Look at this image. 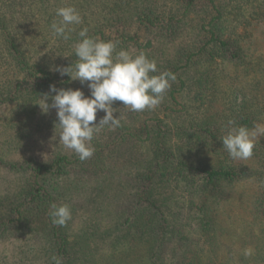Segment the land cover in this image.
I'll return each instance as SVG.
<instances>
[{
    "label": "trees",
    "instance_id": "16d2710c",
    "mask_svg": "<svg viewBox=\"0 0 264 264\" xmlns=\"http://www.w3.org/2000/svg\"><path fill=\"white\" fill-rule=\"evenodd\" d=\"M68 5L83 24L63 41L49 26ZM82 27L118 41L117 51L141 32L187 37L157 63L176 77L158 111L131 130L117 127L120 139L130 136L147 152L133 172L130 202L112 217L106 211L105 159L113 149L83 161L61 152L48 161L29 157L18 165L28 172L19 188L0 193L1 230L37 235L62 264H264V137L247 160L231 159L221 140L229 120L264 124V0H0V105L14 106L18 130L40 129L46 114L35 103L48 94L51 104L50 85L72 84L54 69L75 62ZM187 86L190 108L175 96ZM71 185L87 189L79 205L67 199ZM52 203L70 206L65 226L51 222ZM73 221L84 227L79 236L68 232Z\"/></svg>",
    "mask_w": 264,
    "mask_h": 264
},
{
    "label": "clouds",
    "instance_id": "9594fccd",
    "mask_svg": "<svg viewBox=\"0 0 264 264\" xmlns=\"http://www.w3.org/2000/svg\"><path fill=\"white\" fill-rule=\"evenodd\" d=\"M56 16L60 19L50 24V32L53 38L63 41L70 39L75 25L83 24V18L74 5L57 8ZM88 31L87 27H82L78 32L80 39L74 45L75 62L68 67L57 66L54 70L62 76L79 80L82 85L87 83L90 95L85 96L79 88L57 89L50 85V92L55 93L51 96V104L46 102L48 94L35 103L45 113L49 108L57 110L59 142L73 150L81 161L94 154L91 141L99 131L104 127L111 130L121 126L123 117L114 115L118 112V108L113 107L116 101L133 112L155 110L176 79L175 74L168 70L158 71L156 61L149 59L144 51L135 55L123 48L117 51L118 41L92 37ZM101 111L104 115L97 122V113ZM260 137H264V124L257 123L250 129L229 120L221 140L231 159L247 160L253 156ZM48 216L54 225L65 226L72 218L71 208L67 203H52ZM249 254L250 250H245V255ZM51 259L54 264H62L56 255Z\"/></svg>",
    "mask_w": 264,
    "mask_h": 264
},
{
    "label": "rangeland",
    "instance_id": "374dc122",
    "mask_svg": "<svg viewBox=\"0 0 264 264\" xmlns=\"http://www.w3.org/2000/svg\"><path fill=\"white\" fill-rule=\"evenodd\" d=\"M132 27L133 25L131 24L128 28L132 29ZM159 34L141 32L136 43L125 45L123 49L128 50L133 55L142 50L149 59L160 63L167 59L168 55H171L172 48H175L182 38L187 40V37L180 36L177 39L166 40L164 36ZM186 34L188 33H183L182 36ZM69 88L74 90L79 88L84 92L85 96L90 95L87 83L82 85L79 80H72ZM169 91L170 89L166 92L163 102L167 99ZM188 91L187 86L186 90L176 92L175 96L177 100L187 108H190L192 92ZM113 107L118 108V112L114 113V115L119 116L121 114L123 117L121 122L129 130L139 125L140 118L145 119L158 111L157 107L155 110L146 109L141 112H133L123 108V104L120 101H116ZM177 108L180 107L178 106ZM44 113V111L41 112V114ZM45 114L46 121L40 129L36 131H33V129L20 131L18 126L15 125L17 115L14 106L12 104L0 105V193L14 192L19 188L28 172L18 165L29 157L38 161H48L56 152L78 156L73 150L65 148L62 142H59L60 129L57 125L59 123L57 110L51 108ZM103 115L102 111L97 113V122ZM118 132L117 128L109 130L108 127H104L91 141L95 150L113 149V153L105 159L106 164L109 165L105 174V177H107L105 184H108V189L110 190V197L108 201L106 200L105 206L107 213L111 217L115 214L114 212L121 208L123 203L129 204L130 200L128 198L130 196L128 194L132 188L131 179L133 172L138 167V160L147 153L146 147H141L139 142L130 136L126 135L127 137L125 136L124 140L120 139L118 137L120 133ZM11 164L15 165L12 166ZM72 174L70 173L67 183L72 181ZM89 180L88 184L91 185L92 178H89ZM119 183H121V188ZM248 183H246L247 188L252 191L254 187L251 186V183ZM71 188L67 194V199H74L73 202L79 205L84 201V194H87V189L85 186H80L76 190L72 185ZM119 189L120 192H118ZM117 199L121 200L120 206L117 204ZM108 214L103 219V223H109L110 216ZM76 225V222L73 221V226L69 227L70 230L68 232H72L74 236H79L83 232L84 227L79 230L80 226L76 227ZM90 227L87 226L85 229L90 230ZM1 229L2 227H0V264H49L51 262L50 253L41 248L42 238L40 239L35 234L32 236L20 234L11 229H3V231ZM87 237L90 244H92L95 238L89 235Z\"/></svg>",
    "mask_w": 264,
    "mask_h": 264
}]
</instances>
